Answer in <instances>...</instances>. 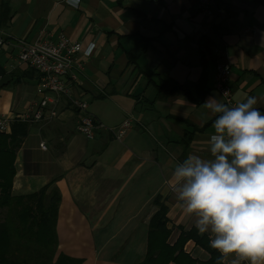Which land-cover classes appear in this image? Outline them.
Returning a JSON list of instances; mask_svg holds the SVG:
<instances>
[{
    "label": "crops",
    "instance_id": "crops-1",
    "mask_svg": "<svg viewBox=\"0 0 264 264\" xmlns=\"http://www.w3.org/2000/svg\"><path fill=\"white\" fill-rule=\"evenodd\" d=\"M60 34L90 48L79 56L85 66L77 70L73 97L87 101L105 128L88 140L81 113L63 98L56 119L29 123L14 193L54 181L61 194L59 254L82 264H140L157 198L168 207L169 242L181 228L195 227L169 178L189 153L210 158L215 116L202 104L213 96L224 102L215 87L219 61L232 64L235 99L255 96L264 113V0H217L213 14L199 0H79L77 7L66 0H0V119L16 121L40 100V74L18 64L20 46ZM203 75L201 98L195 89ZM161 80L186 84L200 103L184 94L159 97ZM129 117L133 127L119 140L112 129ZM185 250L210 257L194 240Z\"/></svg>",
    "mask_w": 264,
    "mask_h": 264
},
{
    "label": "clouds",
    "instance_id": "clouds-1",
    "mask_svg": "<svg viewBox=\"0 0 264 264\" xmlns=\"http://www.w3.org/2000/svg\"><path fill=\"white\" fill-rule=\"evenodd\" d=\"M257 97L229 106L209 97L202 106L215 116L210 158L189 153L177 162L169 189L180 209L209 234L217 264H264V113Z\"/></svg>",
    "mask_w": 264,
    "mask_h": 264
},
{
    "label": "trees",
    "instance_id": "trees-1",
    "mask_svg": "<svg viewBox=\"0 0 264 264\" xmlns=\"http://www.w3.org/2000/svg\"><path fill=\"white\" fill-rule=\"evenodd\" d=\"M166 80L158 83L159 97L187 95L200 103L186 84ZM207 77L203 75L196 86L204 95ZM30 124L22 120L12 123L11 132L0 133V264H82L83 260L58 253V208L61 194L54 181L30 194L14 193L17 174V153L29 135ZM158 211L150 222L149 249L140 264H217L219 253L209 246V235H200L194 227L181 234L175 243L169 242L168 207L157 198ZM194 240L205 249L207 260L186 252L185 245ZM225 264V262H224Z\"/></svg>",
    "mask_w": 264,
    "mask_h": 264
},
{
    "label": "built area",
    "instance_id": "built-area-1",
    "mask_svg": "<svg viewBox=\"0 0 264 264\" xmlns=\"http://www.w3.org/2000/svg\"><path fill=\"white\" fill-rule=\"evenodd\" d=\"M66 1L75 7L79 3V0ZM216 2L217 0H199L201 9L207 14L214 13ZM4 43L5 39L0 36V54ZM83 46V42L75 41L65 34H60L57 38L46 36L36 42L24 43L20 46L17 55L18 64H25L40 74L37 88L40 100L21 117V120L30 123L48 122L58 116L62 99L69 98L74 108L81 113L80 131L88 140L95 139L98 131L105 128L97 116L88 110L87 101L73 97L72 84L77 82V70H83L85 66L79 56L90 51V48L84 50ZM232 75L233 68L229 61L217 63L215 87L229 106L240 102L234 97ZM133 121L132 117L126 118L119 126L113 128L112 132L121 140L133 127ZM12 123V119H0V132H8ZM41 147L47 149L44 142L41 143Z\"/></svg>",
    "mask_w": 264,
    "mask_h": 264
},
{
    "label": "rangeland",
    "instance_id": "rangeland-1",
    "mask_svg": "<svg viewBox=\"0 0 264 264\" xmlns=\"http://www.w3.org/2000/svg\"><path fill=\"white\" fill-rule=\"evenodd\" d=\"M169 84V86H170V83H168ZM58 116H59V109H58ZM57 116V117H58ZM57 117H55L54 119H56ZM54 119H52V120H49L48 122H51V121H53ZM18 120H21V118H19ZM23 121V120H22ZM26 122V121H25ZM48 122H44V123H48ZM30 123V122H29ZM12 126V125H11ZM9 132V131H8ZM1 133V132H0ZM94 140V139H93Z\"/></svg>",
    "mask_w": 264,
    "mask_h": 264
}]
</instances>
